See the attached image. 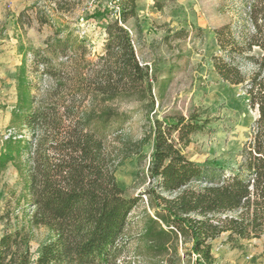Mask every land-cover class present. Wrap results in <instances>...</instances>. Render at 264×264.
Instances as JSON below:
<instances>
[{
    "label": "trees",
    "instance_id": "1",
    "mask_svg": "<svg viewBox=\"0 0 264 264\" xmlns=\"http://www.w3.org/2000/svg\"><path fill=\"white\" fill-rule=\"evenodd\" d=\"M46 1L52 14L39 11L36 19L52 27L54 17L70 15L85 2ZM117 1L119 17L104 27L102 55L85 61V49L78 44L80 53L70 73L48 67L47 59L35 60L46 66L53 87L42 92L35 108L33 97L26 103L21 97L11 111L32 139L26 146L8 140L0 149V168L33 147L28 168L30 221L47 227L51 238L33 258L28 232L9 227V214L0 215L7 223L0 235V264H117L125 251L121 240L128 216L142 197L124 195L116 182V164L132 149L137 155L148 142L151 187L144 196L150 213L144 214L140 234L147 255H168L181 239L191 243L196 264H213L211 242L222 235L235 248L240 241L264 236V0H243L234 19L214 30L215 74L239 86L256 113L240 160L230 172L217 165H197L182 154L190 137L209 124L196 114L151 117L141 141L110 146L108 139L117 138L132 118L120 104L139 102L149 113L154 109V77L138 61L125 28L126 22L137 19L138 0ZM56 44L55 50L50 44L46 48L67 56L68 40Z\"/></svg>",
    "mask_w": 264,
    "mask_h": 264
},
{
    "label": "rangeland",
    "instance_id": "2",
    "mask_svg": "<svg viewBox=\"0 0 264 264\" xmlns=\"http://www.w3.org/2000/svg\"><path fill=\"white\" fill-rule=\"evenodd\" d=\"M242 1H137V19L126 22L125 28L131 33L138 61L148 66L154 77V109L149 113L139 102L120 104L119 108L131 112L132 118L123 124L117 138L108 139L110 146L141 141L148 132L151 117L196 114L209 124L204 131L190 137L191 142L183 147L182 154L197 165H217L226 172L235 169L256 113L247 105L246 95L239 86L226 84L215 74L211 56L218 54L214 30L234 19ZM116 6V0H85L70 15L54 17L52 27L41 25L36 19L37 12L51 10L46 0H0V149L8 140H20L26 146V141L32 139L30 130L14 119L11 111L21 102V97L25 103L33 97L35 108L42 92L53 87V80L45 74L46 66L36 65L35 60L47 59L48 67L70 73L80 53L77 45L81 44L85 61H95L104 51L105 25L119 17L115 14ZM20 14L22 20L18 19ZM58 39L68 40L67 56L46 48L50 44L51 50H55ZM81 68L85 70L84 65ZM245 69L248 72L251 68ZM32 150L31 146L0 168V215L5 214L6 218L9 214V227H23L28 232L34 258L51 233L47 227L33 226L30 221L28 168ZM130 152L129 157L116 164V182L126 197L142 198L128 216L121 240L125 251L117 264H196L198 256L192 253L191 243L181 239L172 244L168 255L153 257L144 252L140 234L144 214L150 213L144 191L151 187L147 168L152 142L146 143L137 155L135 149ZM5 218L0 219V235L7 227ZM221 245L224 257L218 261L264 264V236L240 241L236 248L225 240L220 241L218 248Z\"/></svg>",
    "mask_w": 264,
    "mask_h": 264
},
{
    "label": "crops",
    "instance_id": "3",
    "mask_svg": "<svg viewBox=\"0 0 264 264\" xmlns=\"http://www.w3.org/2000/svg\"><path fill=\"white\" fill-rule=\"evenodd\" d=\"M138 6L139 5H138V2H137V8H138ZM225 236L226 235H222L217 240H214V241L211 242V246H212L211 255H212V259L214 261H218V260H220V259H222L224 257V246L221 245L222 247L218 248L217 245L220 243V241H224L225 240Z\"/></svg>",
    "mask_w": 264,
    "mask_h": 264
},
{
    "label": "built area",
    "instance_id": "4",
    "mask_svg": "<svg viewBox=\"0 0 264 264\" xmlns=\"http://www.w3.org/2000/svg\"><path fill=\"white\" fill-rule=\"evenodd\" d=\"M88 1H90V2H95V0H88ZM117 1V0H116ZM116 8V15H119V7L118 6H116L115 7ZM213 264H225V263H223V262H221V261H213Z\"/></svg>",
    "mask_w": 264,
    "mask_h": 264
}]
</instances>
